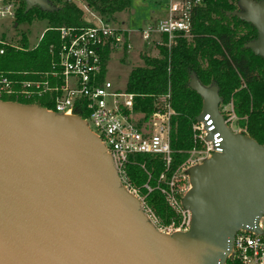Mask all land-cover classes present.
<instances>
[{
    "label": "water",
    "instance_id": "95a60500",
    "mask_svg": "<svg viewBox=\"0 0 264 264\" xmlns=\"http://www.w3.org/2000/svg\"><path fill=\"white\" fill-rule=\"evenodd\" d=\"M25 12L45 0H24ZM264 59V2L239 0ZM89 23V20H86ZM203 101L220 152L190 171L184 234L157 232L118 183L110 158L85 123L39 106L0 102V264H223L233 235L256 229L264 211V145L231 133L215 87L189 84Z\"/></svg>",
    "mask_w": 264,
    "mask_h": 264
},
{
    "label": "built area",
    "instance_id": "2783aa9c",
    "mask_svg": "<svg viewBox=\"0 0 264 264\" xmlns=\"http://www.w3.org/2000/svg\"><path fill=\"white\" fill-rule=\"evenodd\" d=\"M203 1L170 0L166 6L167 17L141 30L142 42L149 44L158 37L163 40L162 45L169 48L176 32H183L184 35L189 32L191 11L201 6ZM17 8L16 0H0V22H6L12 30ZM89 13L90 18L85 16L89 26L46 28L40 34L38 43L29 48L38 47L44 36L49 34L46 71H0V102L37 106L40 99H45L51 107L41 108L56 116H71L74 110L88 112L86 118L80 119L102 144L112 162L119 186L137 200L147 222L165 235L184 234L191 224V211L184 208L182 202L191 188L190 171L219 153L222 139L218 134L211 140L207 139L213 129L209 115L202 121L196 118L192 125L193 141L202 149L195 146L188 151L186 160L173 168L170 123L175 113L169 90L154 97L148 117L136 110L135 100L143 96L115 87L106 79L107 62H103L106 50L111 54L130 47L126 31ZM1 26L2 23L0 31ZM10 35L12 32H0V56L7 49L25 50L19 42L22 37L12 36L9 39ZM217 112L231 133L242 135L231 101L227 104L220 102ZM136 155H148L162 161L163 171L155 188L148 184L150 174L147 172V182L142 188L134 186L129 180L127 167L135 162ZM141 168L144 169V166L141 165ZM153 190L159 192L173 214L168 223L162 222L147 203V195ZM223 264H264V211L256 222V229L242 227L235 232Z\"/></svg>",
    "mask_w": 264,
    "mask_h": 264
},
{
    "label": "trees",
    "instance_id": "16d2710c",
    "mask_svg": "<svg viewBox=\"0 0 264 264\" xmlns=\"http://www.w3.org/2000/svg\"><path fill=\"white\" fill-rule=\"evenodd\" d=\"M45 1L52 10H42L34 5L25 12L26 2L16 0L14 29L33 21H45L47 28L89 26L77 1L84 3L89 12L109 22H115L116 15L130 7V0ZM233 12H244L239 0H204L201 6L192 9L190 30L186 35L176 32L169 48L158 47L159 58L142 55L143 65L133 67L129 72L125 90L143 96L136 98L135 108L145 117L152 112L154 97L170 92L175 113L170 123L173 168L186 160L188 151L198 147L193 141L192 125L202 110L203 101L189 86L192 78L202 87H215L222 104L231 101L242 135L264 145V59L246 47L257 39L255 27L232 15ZM19 42L25 50L7 49L0 56V71H46L49 34L35 49H29L25 36ZM109 54L108 50L104 52V63ZM37 106L51 107L45 99H40ZM74 115L86 118L88 112L74 110ZM134 160L127 167L131 183L142 188L147 182V172L150 174L148 184L155 188L163 171L162 161L148 155H136ZM147 203L162 222L168 223L173 217L158 191L153 190L147 195Z\"/></svg>",
    "mask_w": 264,
    "mask_h": 264
},
{
    "label": "rangeland",
    "instance_id": "374dc122",
    "mask_svg": "<svg viewBox=\"0 0 264 264\" xmlns=\"http://www.w3.org/2000/svg\"><path fill=\"white\" fill-rule=\"evenodd\" d=\"M76 1V0H75ZM170 0H130V7L124 12L116 15V21L111 25L119 27L126 31L127 43L130 47L124 50L112 52L106 63V79L115 87L124 89L130 70L133 67L142 66V55H148L152 58H159V46H163V40L155 37V41L146 44L140 38L141 30L148 26H154L159 19L166 18L168 13L166 6ZM83 8L85 16L90 18V13L85 9L82 2L77 1ZM2 23L1 31L12 32V36L21 38L25 36L28 41V47H34L38 43L40 34L47 28L45 21H33L31 24H22L16 30H13L6 22ZM0 31V32H1ZM199 150L202 149L198 144ZM150 207V206H149ZM151 208V207H150ZM152 209V208H151ZM154 214L155 211L152 209ZM157 216V215H156Z\"/></svg>",
    "mask_w": 264,
    "mask_h": 264
},
{
    "label": "bare ground",
    "instance_id": "6f19581e",
    "mask_svg": "<svg viewBox=\"0 0 264 264\" xmlns=\"http://www.w3.org/2000/svg\"><path fill=\"white\" fill-rule=\"evenodd\" d=\"M66 118H69V119H74V120H77V119H79L78 117H76V116H73V115H71V116H67Z\"/></svg>",
    "mask_w": 264,
    "mask_h": 264
}]
</instances>
